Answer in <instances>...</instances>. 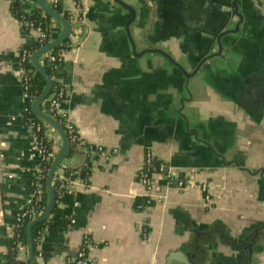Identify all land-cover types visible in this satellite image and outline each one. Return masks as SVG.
Listing matches in <instances>:
<instances>
[{"label": "crops", "instance_id": "1", "mask_svg": "<svg viewBox=\"0 0 264 264\" xmlns=\"http://www.w3.org/2000/svg\"><path fill=\"white\" fill-rule=\"evenodd\" d=\"M76 1L60 0L62 14ZM80 2L52 79L66 90L59 112L103 151L62 161L88 157L90 183L76 180L57 202L38 264H67L85 233L91 264H170L180 252L193 264H264V0ZM62 31L55 20L51 41ZM38 38L0 0V264L42 163L20 62ZM44 126L57 155L61 139ZM147 150L188 188L156 175L149 192L138 181Z\"/></svg>", "mask_w": 264, "mask_h": 264}, {"label": "trees", "instance_id": "2", "mask_svg": "<svg viewBox=\"0 0 264 264\" xmlns=\"http://www.w3.org/2000/svg\"><path fill=\"white\" fill-rule=\"evenodd\" d=\"M10 1V9L15 18H17L22 24L29 23L30 25H33V28H40L42 32L45 34V38L36 41L34 44L26 48V51L30 53V56L22 63V67L25 69L26 73L30 76V81H29V88H28V93L27 97L24 103V121L25 123H34V124H39L41 127L40 131H37V136L39 139H42L47 152L51 153L53 152L54 148V143L52 140L46 137L45 134V129L46 127L44 126L43 121L38 119L33 111H32V105L36 101V99L41 95L43 92L45 86H46V81L44 77L42 76L41 73L35 68L31 61V55H33L37 50L48 44L52 40V34H53V24L55 23V20L50 17L48 14H46L41 8H39L35 2V0H9ZM50 3V0H47ZM27 7H30L29 10H26ZM59 13L62 12L61 5L55 8ZM64 16L68 19H70V16L67 13H64ZM27 31H30L31 27H24ZM71 49L70 47V41L69 39L62 43L60 46L57 48L51 50L49 53L45 54L42 56V65L45 67L47 73L50 75V77L53 78V71L58 67L60 62L64 59V55L66 52H68ZM62 53L64 55H62ZM53 56L56 58L55 63L53 65L50 64V59L49 56ZM55 68H54V67ZM54 81V80H53ZM61 88H64L63 86L59 85L57 82L54 81V86H53V93L59 91ZM65 96H66V90H65ZM49 102L48 100L44 101V103L41 105L42 110L46 111L49 113L48 110ZM58 121H61L60 118H57ZM63 127L64 124L61 123ZM95 147V146H94ZM83 149L78 147L77 143H71L69 151L67 153L66 158L72 157L76 153H82ZM54 160V157H50L49 159L45 160L43 163H41L40 167L42 169V173L40 174V184L42 186V198L41 201L39 202V205L37 207V210L40 212H43L46 208L47 205V189H46V180H47V175L49 172V169L52 165V162ZM159 163H163L159 161L157 158L154 162V168L147 170L148 176L153 175V173L157 172L156 167L159 168ZM59 168H63L64 170V176L65 179L63 181L59 180L58 175L54 176L53 179V187H54V192H55V197H56V204L60 200L62 194L59 190V186L61 185L62 182L66 183V179L68 180H75L76 178H81L85 179L87 184L90 183V179H88L89 175L91 176L92 174V168L91 164L89 163V158H86V161L82 166L79 168H74V167H63L62 164L60 165ZM75 174L73 175V173ZM183 177V176H181ZM32 190H34V187H32ZM154 202H152L149 205H152ZM55 204V207H56ZM147 205L146 199L144 200V204ZM54 207V210H55ZM30 216H26L22 219V226L17 232V235H19V240L22 241L23 245L25 248H27V236H26V228L28 225V220ZM48 226V220L36 225L33 228V240H34V254L35 258L37 259L39 249L37 245V238H38V233L45 231V229ZM17 238H12L11 243H10V249H12L15 241ZM18 250L16 249L15 251L10 250V260L9 264H30L29 260L26 261H21L16 259ZM72 264V263H71Z\"/></svg>", "mask_w": 264, "mask_h": 264}, {"label": "built area", "instance_id": "3", "mask_svg": "<svg viewBox=\"0 0 264 264\" xmlns=\"http://www.w3.org/2000/svg\"><path fill=\"white\" fill-rule=\"evenodd\" d=\"M50 4L53 8H56L60 5V0H51ZM84 10L85 9L83 8L80 0H77L76 4H75V8L70 12H66L70 16V19H68V18L67 19L71 22L72 26L75 24L78 25L82 22ZM62 15H64V14H62ZM25 26L31 27L30 31H34L39 35L38 40L44 39L46 37L40 28H33V25H30L29 23H26L24 25V27ZM62 55H64V54L62 53ZM28 56H30V53L28 51L24 50L22 55H21L20 62L23 63L24 61H26ZM49 59H50V61H49L50 64L53 65L55 63L56 58L51 55V56H49ZM29 81H30V76L26 73L25 69L22 68V86H23L24 94L26 97H27L28 88H29ZM64 97H65V88H61L59 91H57L55 93H53V91H51V94L47 98V100L49 102V106H48L49 113L48 114L53 116L56 119L58 117L60 118L61 121H59V123L64 124L65 127H63V128L65 129L66 133L69 136L70 144L71 143H77L78 147L85 150L84 152L87 155L93 151H103L100 148L94 147L93 145H90L86 141H84L80 137V134L78 133V130L76 129V127L68 120L67 117H65L64 115H62L59 112V107H60V104H61L62 100L64 99ZM27 124L33 131V134L35 137V144H36L38 152L41 156L42 163L45 160L49 159L50 157L55 158L56 153L54 152V149H53V152H51V153L47 152V149H46L42 139H39L37 136V131L41 130L40 125L34 124V123H31V124L27 123ZM53 143H55V142L53 141ZM155 160H156V157L153 154V152L150 150H147L145 152L143 166L140 168V170L138 172V181L144 187H146V189L152 190L154 188V184H155L154 177L156 175H160V176L167 178L170 183L176 184L178 187L185 188V187L189 186L190 181H188V179H186L185 177L171 175L168 172L167 166L164 163H159V168L156 167L157 172L153 173V175L151 174L148 176L147 170L154 168ZM41 173H42V169L40 167L37 170V173L35 175V179H34L33 184H32V187H34V190L32 193V198H31L29 204L21 211V213L19 214V216L17 217V220H16L13 238L16 237L17 240L15 241L11 251H15L17 249L18 254L22 251L27 250V248L24 247L22 241L18 239L19 235H17V232L19 231V229L22 226V223H21L22 219L26 216H30V218L27 222V223H29V222L33 221L34 219H36L42 213V212L37 210V207L39 205V202L41 201L42 193H43L42 186H41L40 181H39L41 178V176H40ZM74 174H75V172L73 173V175ZM55 175H58L59 180H61V181H63L65 179L63 168H58ZM88 179H90V175H89ZM76 180H81L84 183H87L85 179H81V178H76L75 180L66 179L67 182L66 183L62 182L61 185L59 186V190H60L61 194L63 195V194L69 193L71 191L70 189L72 188V184ZM199 186H200V189L204 195L205 203L207 205L211 206V204L213 203L214 200L212 198V195L210 194V185L207 182L205 183L204 181H202L201 184L199 183ZM152 202H153V200L151 198L146 199L147 205L151 204ZM43 236H44V231L38 233V238L36 240L38 247H39V245L43 239ZM95 246L96 245H94V242L92 241L91 236L88 233H85L82 237V241L80 243L77 255L75 256V258L69 259L67 261V264H71V263L72 264H91L90 251ZM16 258H17V256H16ZM41 258H42V253L39 251L38 257L36 260H39Z\"/></svg>", "mask_w": 264, "mask_h": 264}, {"label": "water", "instance_id": "4", "mask_svg": "<svg viewBox=\"0 0 264 264\" xmlns=\"http://www.w3.org/2000/svg\"><path fill=\"white\" fill-rule=\"evenodd\" d=\"M35 2L37 6L41 8L46 14H48L54 20L60 22L61 25H63V31L61 35H59L56 39L49 42L42 48H40L31 57V61L33 65L39 71V73L42 74V76L44 77L46 81V86L43 92L32 105V111L38 119H40L44 123L51 126L58 133L61 139V148L59 152L57 153V155L55 156L52 162V165L49 169L48 175H47V180H46L47 205H46V208L36 219L29 222L26 228L27 254H28V260L30 264H38L35 258V254H34L33 228L36 225L48 220L54 211V207L56 204V197H55V192H54V187H53V179H54L56 171L62 164V161L66 158L67 153L70 148V139L65 129L63 128V126L59 123V121L56 118L47 114L41 108V105L44 103V101L47 100V98L51 94V91L54 86V81L52 77H50V75L47 73L45 67L40 63L39 58L40 56L50 52L51 50L57 48L62 43L70 39V36L73 31V26L71 22L64 15H62L55 8H53L47 0H35ZM172 257H174V259L176 260H174L173 262L172 261L173 259H171L170 264H193L188 258V256L185 255L184 253H181V252L174 253L172 254Z\"/></svg>", "mask_w": 264, "mask_h": 264}, {"label": "rangeland", "instance_id": "5", "mask_svg": "<svg viewBox=\"0 0 264 264\" xmlns=\"http://www.w3.org/2000/svg\"><path fill=\"white\" fill-rule=\"evenodd\" d=\"M206 183V182H205ZM201 184V183H200ZM180 189H186L188 187H185V188H182V187H179ZM148 190V189H147ZM149 192L152 191V190H148Z\"/></svg>", "mask_w": 264, "mask_h": 264}]
</instances>
